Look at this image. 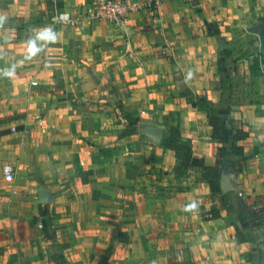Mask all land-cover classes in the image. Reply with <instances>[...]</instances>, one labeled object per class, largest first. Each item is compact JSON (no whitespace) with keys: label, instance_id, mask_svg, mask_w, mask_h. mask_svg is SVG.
Returning <instances> with one entry per match:
<instances>
[{"label":"crops","instance_id":"crops-1","mask_svg":"<svg viewBox=\"0 0 264 264\" xmlns=\"http://www.w3.org/2000/svg\"><path fill=\"white\" fill-rule=\"evenodd\" d=\"M89 2L0 0V264H261L264 226L220 210L198 174L176 177L174 153L140 128L163 139L177 128L194 158L213 166L206 114L180 94L220 100L216 64L226 44L229 119L247 132L237 143L244 170L230 181L246 205L264 197V48L248 32L264 21V0H167L120 26L85 20ZM59 10L73 21L56 23ZM46 28L55 39L37 38ZM118 102L138 119V134L118 136ZM193 201L198 210L186 211ZM236 226L246 242L236 241Z\"/></svg>","mask_w":264,"mask_h":264},{"label":"trees","instance_id":"trees-1","mask_svg":"<svg viewBox=\"0 0 264 264\" xmlns=\"http://www.w3.org/2000/svg\"><path fill=\"white\" fill-rule=\"evenodd\" d=\"M207 34L217 36L219 34L218 28L213 24H208ZM230 57L231 52L228 49H222L218 54L216 64L217 87L221 91L218 102L213 103L205 96L195 97L188 90L180 94L187 102L194 104L196 108L206 114L208 125L212 129L211 138L216 142L213 166H207L203 159L194 158L192 144L185 141L180 131L175 127L167 129V135L164 139L162 138L160 146L174 153L176 159L174 174L176 177L186 174H198L200 180L209 186V199L217 201L220 210L234 214L238 219V223L241 224L242 222L243 225L245 224L247 227L254 229L264 226V197L258 203L246 205L236 191L222 193L219 187L222 172L230 179H234L243 172L246 162L243 147L237 145V143L246 139L247 132L243 127L236 128L232 126L229 119L233 94L229 67ZM260 64L264 70V51L260 53ZM116 107L120 118L124 122L119 126L118 136L125 138L138 134L140 128L138 119L125 111L121 103L118 102ZM218 216V213L214 212L208 217L217 218ZM235 233L237 242H246L247 237L237 226L235 227Z\"/></svg>","mask_w":264,"mask_h":264},{"label":"built area","instance_id":"built-area-1","mask_svg":"<svg viewBox=\"0 0 264 264\" xmlns=\"http://www.w3.org/2000/svg\"><path fill=\"white\" fill-rule=\"evenodd\" d=\"M46 1L52 6H57L59 0ZM164 1L167 0H138L135 3H131L129 0H90L87 6L83 8L82 14L85 20L93 18L98 21H105L120 26L128 13L137 12L141 9L155 11L158 10ZM173 1L190 2L191 0ZM54 21L60 25H66L72 22L73 19L70 13L59 10L55 14ZM162 54L164 55L166 52L163 51ZM2 175L5 182H12L13 167L9 164L3 165Z\"/></svg>","mask_w":264,"mask_h":264},{"label":"water","instance_id":"water-1","mask_svg":"<svg viewBox=\"0 0 264 264\" xmlns=\"http://www.w3.org/2000/svg\"><path fill=\"white\" fill-rule=\"evenodd\" d=\"M248 32L252 35L257 36L258 40H259L260 48H264V21L259 22L258 24H256L252 28H250L248 30ZM224 48H228V46L226 44L221 43L220 49H224ZM140 134L143 137L151 140L152 142H154L157 145L161 144V141L163 138L162 130H159V129H156V128H153L150 126H144L143 128H141ZM219 187H220V191L222 193H226V192L233 190V186H232V183L230 181V178L224 172H222L220 175ZM47 201L48 200H47L45 194L40 193L39 194V202L40 203H46ZM261 264H264V255H263Z\"/></svg>","mask_w":264,"mask_h":264},{"label":"clouds","instance_id":"clouds-1","mask_svg":"<svg viewBox=\"0 0 264 264\" xmlns=\"http://www.w3.org/2000/svg\"><path fill=\"white\" fill-rule=\"evenodd\" d=\"M6 20H7V17L0 16V26H2L6 22ZM40 36H47V37H50L51 39H55L56 34L51 28H46V29H43L40 33H38L37 38H39ZM37 38H30L27 41L30 55H36L40 51V48L36 43ZM7 74H11V72ZM191 76H192V73L189 72L188 78H191ZM198 207H199L198 204L195 201H193L186 206L185 210L195 211V210H198Z\"/></svg>","mask_w":264,"mask_h":264}]
</instances>
